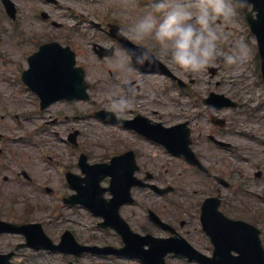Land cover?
<instances>
[{
  "label": "rangeland",
  "instance_id": "obj_1",
  "mask_svg": "<svg viewBox=\"0 0 264 264\" xmlns=\"http://www.w3.org/2000/svg\"><path fill=\"white\" fill-rule=\"evenodd\" d=\"M13 1L18 8V16L21 20L28 22V25H30L31 21H35L34 23L37 24V8L39 10L44 7L43 5H38L31 0ZM60 4L61 6L55 8L51 6L44 9L49 10L52 17L56 20L60 22L67 21L70 27L74 26L77 21L74 18H70L67 14H71L74 10L79 14L90 15L94 7L87 0H60ZM95 6L97 7V4ZM67 7H71V9ZM0 13L3 15H1L0 50L3 54H7L15 47V39L13 38L15 34L1 3ZM64 13L67 17L63 16ZM219 23H221L223 31L229 35V40L223 41L222 46L228 47L234 40H239L247 46V54L240 62L233 65H225L220 62L209 65L220 67L214 77H212L208 68L202 73L194 74L196 82L188 89L189 95H183L177 88L172 90L163 77L142 76L133 67L125 74L116 65V58L124 55L121 51L114 58L104 62L98 61L89 52L88 47L84 45L85 40L81 37L82 48L79 62L86 68L88 80L91 83L90 99L60 104L62 111L59 114V119L57 123L48 125L50 133L47 132L46 135L50 143L48 144V149L46 148L45 155L47 158H52L50 163L48 162L47 164L40 152L37 153L36 151L35 153L31 148L20 147V155L30 157L38 166H40V162L44 163L45 166H50L49 173L55 175L58 174L59 167L62 168L64 165L69 167L73 165L76 159L74 150L63 142L69 130H79L81 132L82 150L90 157V162L92 163L106 161L115 150L122 151L128 146H134L136 150H140L142 153V161L145 163L146 169L161 172L163 179L160 178L157 183L169 184L176 188V193L171 196V199L177 200L180 205L178 208L173 207V205L165 203L167 200H161L157 196L152 195L150 191L142 189L137 192L139 200L145 205L154 206L155 209L166 208L168 219L171 217L169 214H174V216H177V222L179 217L191 220L194 217H192V214H186L187 210L194 213V203L202 199L201 194H193V191L203 192L205 190L203 187L206 182L204 181L205 178L202 175L195 174L191 168L181 161L171 159V157L165 155L159 147L140 140L134 134L115 124L101 120L98 116H95V113L98 110L107 109L116 112L120 116L131 117L137 111L149 114H152L153 111H158L163 119H170L172 116H182L184 110L188 109L189 111L192 110L190 113L191 115L194 114L195 122H200L196 125L200 126L196 132V135H198L199 132L209 128L204 125L206 113L199 115L201 113L200 109L187 106L185 100L181 107H177L176 98H205L210 92L214 91L225 94L230 98H237L243 104L241 111H226L225 113H228V117H232L234 122L232 125L237 122V127L242 133V135L233 138V140L236 144L242 145L244 153L252 160L249 161L252 164L243 162L244 171L250 174L252 180H255L254 173L258 170H261L264 175V80L261 75L260 60L257 56L256 39L249 33V28L240 9L233 22L225 23L220 21ZM32 29L36 30L34 27ZM82 33L83 35L88 33L89 36H97V33L88 32L85 29L82 30ZM101 40L109 42L106 39ZM5 58L10 62L12 61L9 55H6ZM17 68L13 64H0V98H7L8 100H13L14 98H36L29 93L28 89L21 87L15 82L17 79L15 76L17 75ZM175 68L178 69L179 74L182 75L184 73L179 68ZM131 81H136V85H140L141 88L130 99L131 103L128 104L127 108L118 112L115 106L110 103L111 98L115 95H126L122 84ZM56 115L58 114L53 113V116ZM4 123L9 126L13 125L8 118ZM55 132H59V135L56 136ZM195 149L202 155L204 149L203 140L196 141ZM155 154H157L156 157H154ZM245 154L244 156H246ZM263 178L255 181L257 183V186L255 185L256 190L264 191ZM103 185L107 184L103 183ZM2 187L0 218L4 220L12 221L23 216L33 221L45 220L46 222L44 223L48 234L54 239L59 237L63 228H70L77 240L83 244L97 246L122 245L120 238L114 231L100 228L98 226L99 219L84 209L64 208L62 210V218L58 221L51 211L47 212L43 208L35 209L38 200L42 201V206L53 205L54 197L40 195L36 200L32 196V190L26 189L25 195L32 208L29 214H25L24 204L21 202L18 204L10 203V194L13 193L12 185H3ZM191 197L196 198V200H191ZM253 202L255 206L257 204L261 207L264 206L256 200H253ZM129 209H127L126 215H129L130 211L136 212L137 216L139 214L142 215L136 206ZM243 216L251 218L252 215L245 213ZM170 222L173 223V219H170ZM193 226L200 227L198 222L194 220L191 225L184 229V234L186 235L189 232L188 234L192 237V241L197 238L194 235L202 237L199 230L198 234L191 231ZM145 230L154 232V229L147 225H145ZM20 240V237L17 236H6L0 239V252L4 253L14 250ZM16 257L17 259H13V261L17 264H69V262L73 264H140L138 261H130L109 255L85 253L79 257H74L61 252H35L28 249L19 250ZM167 264L196 263L173 256L168 258Z\"/></svg>",
  "mask_w": 264,
  "mask_h": 264
},
{
  "label": "flooded vegetation",
  "instance_id": "obj_2",
  "mask_svg": "<svg viewBox=\"0 0 264 264\" xmlns=\"http://www.w3.org/2000/svg\"><path fill=\"white\" fill-rule=\"evenodd\" d=\"M31 1L38 5H43L44 7L39 10L37 8V24L34 23L35 21H31L30 25H28V22L21 20L20 18H16V20L13 21L15 28L13 31L15 36L13 38L15 39L16 46L9 53V58L12 59V63L15 66L20 65L25 67L28 65L30 56L34 54L43 43L51 41H57L64 47H70L77 56L81 55V33L77 29L70 28L67 22H61V26H55L53 22L58 20L52 18L51 14L48 19H45L42 15L43 12L47 11L44 8H47L50 5H59L57 0L51 1L53 4H51L49 0ZM87 2L94 6L90 15L85 16L84 14H81L80 17L76 16L83 26L91 25L97 33V36H93V40H89L85 43L92 46L94 53V44L97 43L113 48L115 50L114 54L119 53V51L125 52L126 48H131L136 44L140 45L143 43L125 39L121 30L132 22L135 15L144 8L149 0H88ZM96 4L97 7L95 6ZM1 23L2 20L0 13V39L2 29ZM32 27L36 30H33ZM101 39H106L109 42H105ZM157 57L170 68L172 73L179 76L177 70L172 68L171 63L163 57H160L159 54H157ZM5 60V56L0 50V63ZM165 78L171 86L175 87L178 85V82L170 76H166ZM182 78L184 81L186 80V77ZM139 88L140 87L137 89ZM64 102L67 101L56 102L46 108H43L39 98H14L13 100L7 101L5 105L0 103V199L3 193L2 186L12 185L11 189L13 190V193L10 194V203L18 204L21 202L25 205L24 213L29 214L32 207L25 195L26 189L32 190V196L36 200L40 195H52L56 201L54 204V212L59 215L58 221L61 219L62 208L66 207L65 199L73 194L71 186L68 183L67 175L68 173L81 175L80 164H74L69 169L64 167V173L62 175H51L49 173V166L46 165V167L44 163L41 162L40 166H38L30 157L21 156L20 147L31 148L36 153V148H44L48 146V143L44 140V133L47 132L46 125L51 120L47 119V116H51V111ZM187 106L191 105L187 104ZM240 108H242V106H240ZM213 110L214 109L211 107L207 108V113H209L211 119L213 120V117L216 115L223 118L225 123H221V125L216 124L214 123V121L218 122L216 119L212 121L213 123H206L209 128L199 132L196 138H194V135H196L195 133L200 126H196L197 123L193 122V115H191L188 109L184 110L182 116H172L170 119H163L158 111H153L152 114L137 111L134 112L131 117L123 116V118L128 121V124L131 127H136L138 125V123H133V120L138 116L144 117L146 121L150 123H160L165 127H173L180 123H185L191 131L193 140L192 147L194 148L196 146V141L203 140L204 142L202 155L200 153L197 155L202 158L203 165L205 166L203 173L206 181L203 186L205 190L203 192H193V194L196 195L201 194L202 199L197 203H194L195 213L189 212V214H192L194 217L191 218V220L194 221L197 217L199 219L201 218V206L206 200L218 198L220 204L219 210L222 213L234 220L245 221L258 227L262 231V239L264 241V213L260 212L253 202V200L257 199L258 192L250 186L251 183L254 182L249 178L250 174L244 171L242 165L244 161L242 146H239L233 140V138L239 137L238 128L236 126L235 128L230 126V117L220 116L219 112L215 113L216 111L214 112ZM8 111L13 113L12 126L4 123V121L9 118L7 116ZM61 111L62 110H55L57 114ZM55 121L56 120L52 122ZM187 127L181 129L184 134ZM130 129L131 128L129 127V131L134 132L139 139H143L137 132ZM79 138L80 133L78 132L75 143V147L78 148L80 147ZM131 150L135 151V164L133 165L135 168L134 175L138 179L145 181L146 178H148V174L151 172L146 169L145 163L142 161L143 156L140 150H136V147L134 146H128V148H125V151ZM128 161L129 160L127 159L126 168L129 169L132 164ZM160 178L163 179L161 172L152 173V181L156 182V180H160ZM255 178L260 179L262 176H257L256 174ZM261 197L264 198L262 195ZM41 202V200L36 202L35 209L43 208L47 211L49 208L47 206H42ZM136 202L137 200L135 199L134 203ZM211 203L213 206L216 205V202L214 201ZM128 206L130 205L122 207V214L130 223L134 231L142 234L152 233L156 236L163 237L183 234L189 242L199 250L207 253L211 252V238L205 233L202 237L194 235L197 238H194L193 241L191 240L192 237L188 234L189 232H187L186 235L184 234V229L191 225V220L179 217L177 222L176 215L169 214L171 217L169 219L167 218L166 209L155 210L165 222L170 225L172 224L171 226L175 228L173 234L154 222L153 218L149 215V212L144 213L143 216H137L136 212L130 211L129 215H126ZM245 213L251 214V218L244 217L243 214ZM213 218V216H209V219ZM170 219H173V223L170 222ZM216 219L218 220L217 215ZM20 222L29 223L32 221L28 220L26 216H23ZM145 225L154 229V232L146 231ZM65 230L66 229H64L61 234ZM191 231L198 234V227L193 226ZM8 235L9 234H0V239ZM18 235H20L23 240L25 239L24 235Z\"/></svg>",
  "mask_w": 264,
  "mask_h": 264
},
{
  "label": "clouds",
  "instance_id": "obj_3",
  "mask_svg": "<svg viewBox=\"0 0 264 264\" xmlns=\"http://www.w3.org/2000/svg\"><path fill=\"white\" fill-rule=\"evenodd\" d=\"M249 0H149L122 30L130 41L143 42L125 49L116 58V65L125 74L131 67L152 68L157 54L186 73H202L217 62L233 65L247 54V46L229 40L220 21H234L241 7ZM118 112L125 110L130 98L115 95L111 98Z\"/></svg>",
  "mask_w": 264,
  "mask_h": 264
},
{
  "label": "water",
  "instance_id": "obj_4",
  "mask_svg": "<svg viewBox=\"0 0 264 264\" xmlns=\"http://www.w3.org/2000/svg\"><path fill=\"white\" fill-rule=\"evenodd\" d=\"M248 4H253V11L248 12V20L249 24L253 30V32L257 35L259 47H260V55L262 59V70L264 74V0H249ZM246 5V6H247ZM12 10V6L9 5V11ZM253 12H257L256 17L253 16ZM73 63H66V67L64 65H61L60 61L57 59H53L49 57L46 59L45 64L40 67V71L42 75L44 76L45 80L42 83L37 82L36 86H31L34 90L38 91L43 98H49L54 97L56 99L61 98H88L87 94V88L88 84L85 81V75L83 70L77 69L73 70L72 68ZM64 67V68H63ZM29 73H26V77L29 76ZM65 73V74H64ZM64 74V75H63ZM157 139V138H156ZM180 147H175L174 152L175 153H185L188 155L187 152H182L180 150ZM191 155V154H190ZM99 167L101 170L108 169L107 165H101V166H94V168ZM94 172L96 173L97 170L94 169ZM108 173V172H107ZM89 175H92L91 172L88 173ZM107 175V174H106ZM91 180V177L88 178V181ZM126 184V183H125ZM123 181H118L116 183V188L114 190L116 198H119L117 195L120 194L119 187H122L124 189ZM127 186V185H126ZM130 187H127V194L128 189ZM126 191V188L124 189ZM120 191V192H119ZM95 191H92L91 188H86L81 193V202L83 205L90 207L93 211L97 213L99 212H105L102 215L106 216V218L110 215H112V219H115L117 222H120L118 210L120 208V205L125 203L124 201H117L113 200L111 203L106 202L102 200V198L97 195L96 193H92ZM104 190L102 191V193ZM123 192V190H122ZM118 202V203H117ZM76 203V202H74ZM2 224L3 228H0V231H19L16 228H13L12 225L6 224L3 222H0V225ZM4 225L6 227L4 228ZM106 226V224H103ZM235 228V227H234ZM218 230V229H216ZM36 233V235H33L32 238H30V242L32 245V242H34L37 237L41 238L42 233L40 231L34 230L30 231ZM125 240L129 244L131 242H135L131 235L125 234ZM37 236V237H36ZM238 240H227L223 236V234H218L217 238H215V246H216V252L219 255L222 254H229L232 252V250L240 251V244H238ZM71 242H66L67 244L66 251L73 252L75 254H81L84 251H91L93 253H118V254H126L124 251H108V248L100 249L96 247H76L74 250V245L70 244ZM138 246H140V242H136ZM148 240H144L142 242V245L148 244ZM141 245V246H142ZM33 246V245H32ZM164 246V247H163ZM245 246V243L243 244ZM36 249H62L61 246H53L49 241H46V245L43 246H34ZM253 251L251 254L243 253L244 257H221L222 259H219L218 257L215 258V260H209L206 259L199 254H194V252L187 250V247H184L182 245H171L169 242H164L163 240H158L157 243L153 244L152 249L145 252V254H141V258L144 261V264H165L164 257L171 251L176 253H181L184 255L189 256L191 259L197 258L200 261H202L204 264H264V260H261L260 254H264L260 241L258 240V244H252ZM162 249V251H159ZM242 251V250H241ZM129 255H136L133 252L127 253ZM126 254V255H127ZM12 255V254H11ZM10 257V256H9ZM9 257H3L0 256V264H10ZM256 257V259H254Z\"/></svg>",
  "mask_w": 264,
  "mask_h": 264
}]
</instances>
